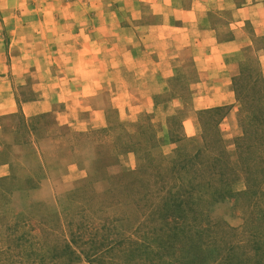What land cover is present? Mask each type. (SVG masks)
Returning <instances> with one entry per match:
<instances>
[{"label":"rangeland","instance_id":"obj_1","mask_svg":"<svg viewBox=\"0 0 264 264\" xmlns=\"http://www.w3.org/2000/svg\"><path fill=\"white\" fill-rule=\"evenodd\" d=\"M188 4L0 0V264H264V129L245 136L235 90L254 95L255 77L264 90V34H251L231 100L201 119L189 57L145 30ZM153 58L171 63L147 75ZM132 86L131 106H116ZM216 120L233 173L204 169L184 194L186 179L146 185ZM134 176L138 203L121 189Z\"/></svg>","mask_w":264,"mask_h":264},{"label":"crops","instance_id":"obj_2","mask_svg":"<svg viewBox=\"0 0 264 264\" xmlns=\"http://www.w3.org/2000/svg\"><path fill=\"white\" fill-rule=\"evenodd\" d=\"M188 2L175 15L160 12L164 14L162 19L146 26L147 36L153 40H169L174 47L169 52L183 51L189 57L190 68L196 74L189 83L193 109L226 104L233 96L232 79L237 75L245 51L252 45L251 34H264V0ZM225 10L221 17L225 20H216L213 14L220 16ZM161 59L151 60L153 67L147 75L158 73L171 63ZM116 93L119 96L116 106H131L129 102L136 99L139 88L132 86Z\"/></svg>","mask_w":264,"mask_h":264},{"label":"trees","instance_id":"obj_3","mask_svg":"<svg viewBox=\"0 0 264 264\" xmlns=\"http://www.w3.org/2000/svg\"><path fill=\"white\" fill-rule=\"evenodd\" d=\"M252 83L254 84L255 93L250 97L245 96L244 92H238L237 88L235 89L237 90V99L242 106V123L243 126H245V136L250 130H252V128H255L254 132H259V129H264V90L259 84L257 77L253 78ZM241 94H243V96ZM251 97L253 99H251ZM254 100H256V102H254ZM250 103L258 105V110L255 111L253 109H250V111L248 109ZM219 108L220 107H211L200 110L201 119L204 115L211 116L214 112L219 110ZM206 118L207 117H205V119ZM209 118L210 117L207 118V121L203 122L204 126L209 125ZM218 120L212 122L209 127V130L211 131L210 137L204 138L203 134L201 135L203 144L202 148L198 147L191 154H185L183 152L178 151L175 152V156H170L168 158H166L165 156L160 157L157 160V164L153 168L149 169L148 180L146 185L153 186L156 188V190L159 191L157 181H162L163 183H166V181L169 180L170 183H173L176 186L181 182V180L186 179L187 185L184 189H182L183 191L173 192L174 194H184L183 192L189 193L193 190L191 180L199 176H203L204 169H210L213 178L216 176L226 178L228 175L233 173V169H235V167L232 166L228 158L224 155L225 152L223 150V147L221 146V138L216 129V126L219 122ZM257 126L259 127L256 128ZM258 144L259 143H257L256 145L258 146ZM140 176H134L131 180L127 181L121 186V189H128L135 193V197L132 201H136V203L140 201V188L144 183L143 180L140 179ZM207 184H210V181H208ZM174 185L173 187L175 188ZM166 188L169 189L168 185H166ZM166 202L173 203L177 201L175 200V198H172ZM181 202L182 200L178 201V203ZM178 205L180 204H176L175 206Z\"/></svg>","mask_w":264,"mask_h":264}]
</instances>
